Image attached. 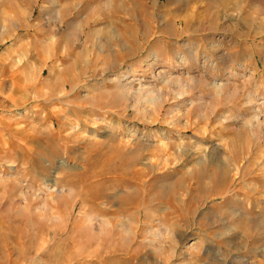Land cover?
Here are the masks:
<instances>
[{"label": "rangeland", "instance_id": "obj_1", "mask_svg": "<svg viewBox=\"0 0 264 264\" xmlns=\"http://www.w3.org/2000/svg\"><path fill=\"white\" fill-rule=\"evenodd\" d=\"M0 264H264V0H0Z\"/></svg>", "mask_w": 264, "mask_h": 264}, {"label": "bare ground", "instance_id": "obj_2", "mask_svg": "<svg viewBox=\"0 0 264 264\" xmlns=\"http://www.w3.org/2000/svg\"><path fill=\"white\" fill-rule=\"evenodd\" d=\"M255 222V224H256V221H254ZM255 224H253V225H255ZM256 226V225H255ZM254 242H257V241H254Z\"/></svg>", "mask_w": 264, "mask_h": 264}]
</instances>
